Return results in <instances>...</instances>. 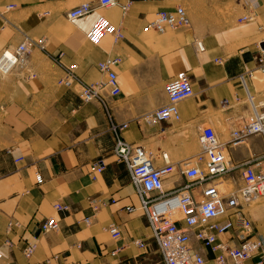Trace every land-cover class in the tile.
<instances>
[{"label":"crops","instance_id":"1","mask_svg":"<svg viewBox=\"0 0 264 264\" xmlns=\"http://www.w3.org/2000/svg\"><path fill=\"white\" fill-rule=\"evenodd\" d=\"M84 1L96 2L0 0V52L25 35L47 39L44 53L0 71V264H153L157 245L129 171L112 154L110 122L125 123L122 136L154 153L155 165L162 164L164 151L182 168L198 150L201 127H212L226 142L236 121L251 118L238 77L244 70H252L248 90L264 104V72L256 60L264 40V0H117L128 3L126 12L115 5L68 19V10ZM177 4L185 7L190 27L162 34L147 27L157 11ZM98 15L118 25L123 38L91 43L86 32ZM194 39L203 43V52H196ZM107 57L119 58L114 69L120 94L104 91L110 117L98 101L81 99L79 85L58 83L72 64L84 83L104 79L97 64ZM181 70L189 74L194 95L178 103L180 120L148 124L143 115L167 102L164 85ZM97 158L104 168L93 179L90 164ZM225 158L226 175H241L243 162L264 161V136L227 145ZM185 181L174 173L164 184L171 189ZM55 202L68 210L56 212ZM49 216L59 227L42 232ZM11 220L20 225L9 229ZM109 224L119 227L118 240L107 231ZM32 238L37 245L27 257ZM135 239L146 246H136Z\"/></svg>","mask_w":264,"mask_h":264},{"label":"built area","instance_id":"2","mask_svg":"<svg viewBox=\"0 0 264 264\" xmlns=\"http://www.w3.org/2000/svg\"><path fill=\"white\" fill-rule=\"evenodd\" d=\"M115 5L120 6L122 12L128 9V3L120 4L117 0H96L95 4L84 1L68 10L67 18L74 20L89 14L95 8ZM14 7V4L7 6L8 9ZM190 25L186 9L177 4L172 10L157 11L147 27L162 34L168 30L188 28ZM106 36L117 42L123 38V32L118 25L103 15H98L86 32V38L93 44H99ZM262 41L264 43V40ZM193 43L197 53L204 51L201 41L194 39ZM33 49L46 51V37L25 35L19 44L4 49L0 52V71L6 73L25 65ZM256 60L258 68L264 72V47L259 48ZM214 61L223 62L222 59ZM118 62V57H107L98 62L97 67L105 78L92 83L80 81L75 73V64L69 65L64 69L58 83L64 86L79 85L81 99L84 102L98 101L110 117L104 91L107 90L111 97L120 94L114 69ZM251 76L250 69L238 75L251 106V118L241 119L239 125L230 130L226 142L219 141L212 127H201L198 135L200 149L184 162L182 168L170 162L168 154L164 151L160 154L162 164L155 165L150 151L142 144L127 141L122 136L125 123L110 122L114 135L112 154L116 161L122 162L129 171L130 180L140 198V208L157 245L160 258L154 264H206L208 261L210 264H264L262 236L253 229L251 220L244 212L246 204L264 196V161L243 162L241 182L236 187L226 188L220 180L229 171L225 158L226 146L239 145L253 134L264 136V104L248 90L247 79ZM164 90L167 102L143 115V119L150 125L162 121H179L178 103L194 95L190 76L184 70L178 71L166 82ZM193 159L195 163H192ZM202 162L203 169L198 165ZM103 168V158L93 160L90 164L91 177L94 179ZM174 173L184 175L185 183L171 189L164 188V180ZM35 181L42 183L40 174H35ZM199 184H202V187L196 191L195 188ZM53 208L56 212L68 210V206L60 202H55ZM14 225L20 223L11 220L8 228ZM58 227L54 216L45 218L40 224L42 232L54 231ZM107 231L114 240L121 236L116 224H109ZM132 242L138 247L146 246L142 239ZM36 245V238L27 242L24 249L27 257L33 254ZM206 250L210 255L206 254Z\"/></svg>","mask_w":264,"mask_h":264},{"label":"rangeland","instance_id":"3","mask_svg":"<svg viewBox=\"0 0 264 264\" xmlns=\"http://www.w3.org/2000/svg\"><path fill=\"white\" fill-rule=\"evenodd\" d=\"M46 41H47V39H46ZM34 52L44 53L45 51H40L38 49H33L29 53V55L31 53H34ZM239 122H240V120L236 121V123L232 126V128L237 127L239 125ZM144 147L148 151V148L146 146H144ZM198 151H199V142H198V150H197V152ZM197 152L194 153V155L197 154ZM151 154L153 155L154 153H151ZM192 163H195V159L192 160ZM198 165H199V167L201 169L204 168L203 162L199 163ZM240 178H241L240 174L236 175V176L226 175V176H223V178H221L220 180L222 181L221 182L222 186H224L226 188H231V187H236L239 184V181H240L239 179ZM165 187H168V186L166 184H164V188ZM244 212L246 213L248 218L251 220L252 225H253V229L255 231H257L262 236L263 245H264V196H262L259 201H256V202L251 203V204L250 203L246 204L244 206ZM153 256H154V259H155V261L153 262V264H154L160 258L158 251L154 252Z\"/></svg>","mask_w":264,"mask_h":264},{"label":"bare ground","instance_id":"4","mask_svg":"<svg viewBox=\"0 0 264 264\" xmlns=\"http://www.w3.org/2000/svg\"><path fill=\"white\" fill-rule=\"evenodd\" d=\"M188 14V13H187ZM189 16V15H188ZM191 21V20H190ZM108 37H110V36H108ZM264 44V43H263ZM201 53V52H200ZM23 68V67H22ZM7 73V72H6ZM260 200V198H256V199H254L253 201H251L250 202V204L251 203H254V202H256V201H259ZM206 264H210V262L208 261Z\"/></svg>","mask_w":264,"mask_h":264},{"label":"water","instance_id":"5","mask_svg":"<svg viewBox=\"0 0 264 264\" xmlns=\"http://www.w3.org/2000/svg\"><path fill=\"white\" fill-rule=\"evenodd\" d=\"M261 47H262V48L264 47V44H263V43L261 44Z\"/></svg>","mask_w":264,"mask_h":264}]
</instances>
